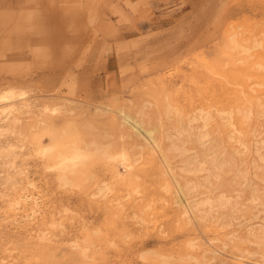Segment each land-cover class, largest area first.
Here are the masks:
<instances>
[{
    "label": "rangeland",
    "instance_id": "obj_1",
    "mask_svg": "<svg viewBox=\"0 0 264 264\" xmlns=\"http://www.w3.org/2000/svg\"><path fill=\"white\" fill-rule=\"evenodd\" d=\"M4 85L35 116L0 137V264H264V0H0Z\"/></svg>",
    "mask_w": 264,
    "mask_h": 264
},
{
    "label": "bare ground",
    "instance_id": "obj_2",
    "mask_svg": "<svg viewBox=\"0 0 264 264\" xmlns=\"http://www.w3.org/2000/svg\"><path fill=\"white\" fill-rule=\"evenodd\" d=\"M24 50V48H23ZM5 51V50H4ZM18 51H21L18 50ZM23 53V51H22ZM3 56H5V53H2ZM1 55V56H2ZM24 54L20 55L18 58H21V56H23ZM11 93V95H7L5 96L6 93ZM29 95H30V92H29V89L28 87L25 88L24 86L23 87H18V86H13V85H4L2 87H0V97H4L2 99H0V137L4 136V134L8 135V133H10V131H12V125L15 124V122L18 120L19 118V115L21 114H24V113H30V114H33V116H35L34 114L35 113H31V107L33 108V105L30 106L31 102H30V98H29ZM40 109H41V112L38 113L40 118L44 119V120H47L52 114H54L58 109L55 107V106H51V105H42L40 106ZM227 113V116L230 117V115H228V112ZM225 115V113H224ZM223 115V116H224ZM226 116V115H225ZM247 116V115H246ZM12 117L16 120H13L12 121ZM227 118V117H226ZM231 118V117H230ZM228 119V118H227ZM190 120V119H189ZM204 122L207 121V115H204L202 112H199L197 113V115L192 118L189 123H195V122ZM189 123H188V128H189ZM203 123V126L205 125ZM187 124V123H186ZM202 127V125H201ZM192 128V127H191ZM204 127H202L201 129H203ZM184 129V128H182ZM180 129V130H182ZM187 129V128H186ZM190 130V129H188ZM185 131V130H184ZM198 131V129H197ZM202 131V130H201ZM15 132V131H14ZM13 132V133H14ZM179 132V131H178ZM200 132V129L199 131L197 132V135L198 133ZM12 133V132H11ZM145 133L151 138V142H148V144L150 146H155L157 144V142L152 138V131L150 130H145ZM183 133V131H182ZM187 132L185 131V134ZM190 133V132H189ZM178 134V133H176ZM175 134V135H176ZM180 134V133H179ZM206 134V133H205ZM10 135V134H9ZM12 135V134H11ZM187 135V134H186ZM190 135V134H188ZM204 137L203 136V133L202 134H199V137ZM179 136H182V135H179ZM206 136H208L206 134ZM205 136V138H206ZM5 137V136H4ZM186 137V136H185ZM188 137V136H187ZM3 138V137H2ZM196 138V137H195ZM205 138L203 139L205 141ZM5 139V138H4ZM8 139V138H7ZM179 139V138H177ZM208 139V138H206ZM202 140V138L200 139ZM202 140V142H203ZM3 141V140H2ZM6 142V141H4ZM8 142V141H7ZM18 142V141H17ZM16 142V143H17ZM206 142V141H205ZM15 143V144H16ZM21 143V142H20ZM11 144V143H10ZM6 145V144H4ZM13 145V144H12ZM19 145V144H18ZM158 145V144H157ZM156 145V146H157ZM20 146V145H19ZM18 146V147H19ZM16 146H11V145H8L7 148H3L2 146H0V160L2 163L4 164H13L14 160L15 159V156H17V152L15 153V151L17 149H15ZM59 145L55 142L53 143L52 145L50 146H46L44 148L41 149L40 153L42 155H47V154H51V153H54V158H53V162L52 164L49 166L50 170L55 172L57 174V177L59 178L60 181L62 182H66V180H71V179H76L78 176H81L83 170L82 168L85 166V164L91 159L93 158L92 157V153H88L86 150H83L81 148H78V147H72L68 150H59L58 149ZM65 148V147H64ZM160 148V147H159ZM20 149V147L18 148ZM62 149V148H61ZM89 151V150H88ZM19 152V150H18ZM162 152V151H161ZM19 155V154H18ZM95 155V154H94ZM109 155V154H108ZM213 156V153L212 155ZM18 157V156H17ZM95 158V156H94ZM104 158V157H103ZM197 158V157H195ZM11 159V160H10ZM260 159L262 161H264V156H261L260 155ZM106 160H109V161H117V160H120L121 163L122 161L124 162L126 160V156L125 154L121 153V154H117V155H114V156H108ZM16 161V160H15ZM194 161V160H193ZM203 161V160H202ZM108 162V161H107ZM118 162V161H117ZM195 162V161H194ZM194 162H188L187 163V166L188 167H191L193 166V163ZM120 163V164H121ZM127 163V162H126ZM126 163H123L125 165H127ZM199 164V162H197ZM16 164V163H15ZM119 164V163H118ZM119 164V165H120ZM197 164V168L193 171H191L192 169H187L185 170V172H188V173H199L201 171H203V165L204 163L202 162L201 164L198 165ZM216 164V162H215ZM226 164H228V162H223L222 164L219 165V169L223 168V166ZM2 166H5V165H2ZM11 167V166H10ZM87 167V165L85 166ZM213 167V166H212ZM5 168V167H4ZM13 168V167H12ZM18 168V167H17ZM16 168V169H17ZM126 169L129 170L128 167H124ZM217 168V167H216ZM3 169V168H2ZM14 169V168H13ZM125 169V170H126ZM209 169V168H208ZM208 169H205V170H208ZM215 169V168H214ZM218 169V168H217ZM4 170V169H3ZM7 170V169H6ZM82 170V172H81ZM126 170V171H128ZM222 170V169H221ZM9 171V170H8ZM7 172V171H6ZM84 172L86 173L87 171L84 170ZM221 172V171H220ZM218 173V171H217ZM85 175V174H84ZM210 176H213L212 174ZM216 176V175H215ZM214 176V177H215ZM214 177H211V178H214ZM216 178V177H215ZM217 180V178H216ZM208 184V183H207ZM205 186V185H204ZM202 183H199L197 184L196 182L195 183H192V185L188 187V189L190 190V192L192 191H197L199 189H201L202 187H204ZM181 193L183 194V192L181 191ZM219 199V198H218ZM201 205H205L203 207H206V205H209L212 204V200L210 198H208L207 196L205 197V199L200 202ZM181 204V203H179ZM213 204H214V199H213ZM184 215H186L188 213V210L186 211H183L182 212ZM46 254V253H45ZM44 254V255H45ZM43 256V255H42ZM41 258V257H40ZM45 258V257H44ZM42 259V258H41ZM44 259H42L43 261ZM41 261V260H39Z\"/></svg>",
    "mask_w": 264,
    "mask_h": 264
},
{
    "label": "snow or ice",
    "instance_id": "obj_3",
    "mask_svg": "<svg viewBox=\"0 0 264 264\" xmlns=\"http://www.w3.org/2000/svg\"><path fill=\"white\" fill-rule=\"evenodd\" d=\"M7 95H11V93L10 92L6 93L5 96H7ZM2 98H4V97H0V99H2Z\"/></svg>",
    "mask_w": 264,
    "mask_h": 264
}]
</instances>
